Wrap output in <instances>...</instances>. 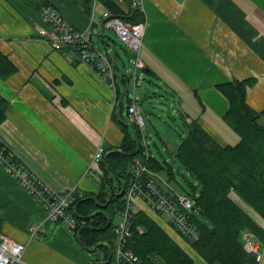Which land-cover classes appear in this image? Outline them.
<instances>
[{"label":"crops","instance_id":"obj_1","mask_svg":"<svg viewBox=\"0 0 264 264\" xmlns=\"http://www.w3.org/2000/svg\"><path fill=\"white\" fill-rule=\"evenodd\" d=\"M47 1L76 30L90 24L93 31L96 26L102 27V15L97 17L96 10L99 5L103 13L106 9L98 0H94L91 12L75 0ZM117 1L126 11L132 8V0ZM143 6L141 12L147 26L141 58L145 67L139 71L135 96L138 100V89L141 92L146 79L151 85L158 83L165 97L157 100L173 104L178 116L175 128L182 131L180 139L160 135L173 160L170 155L165 158L163 152L159 158L147 145L151 155L174 165L173 153L186 136L182 123L195 118L219 143H238L241 136L224 118L230 101L218 86L226 82L254 79L247 88V102L257 113H263L264 123V0H143ZM43 25L40 14L23 1L0 0V52L15 66L8 76L0 74V94L8 101L0 138L54 190L75 189L83 197L98 196L106 191L103 179L107 177L109 187L120 193L125 184L114 172H106L105 160L109 161V154L115 150L121 152L126 136L144 145L142 133L129 112L133 81L117 69L113 87L70 48L53 47L40 33ZM95 33L96 29L94 36ZM110 42L115 46L112 39ZM107 45L117 52L111 44ZM99 146L107 152L103 159L94 160ZM133 163L132 177L134 165H144L139 158ZM144 171L147 182L152 180L164 191L194 201V207L186 209L189 219L193 214L196 220L210 225L195 206V198L178 192L170 183L166 169L146 167ZM195 194L198 196V190ZM231 197L264 230V217L237 193L232 192ZM133 211H143L155 220L192 257L194 264H221L205 260L192 241L171 224L167 213L153 210L141 197H136ZM0 218V234L25 243L24 259L30 264H96L101 260L102 264H111L114 258L115 252L106 245L107 240L98 248L86 245L80 233L74 234L52 220L45 206L1 163ZM33 223L41 224L37 236L30 231ZM251 232L261 244L262 257L249 251L241 232L240 240L251 258L244 264H264V239Z\"/></svg>","mask_w":264,"mask_h":264},{"label":"trees","instance_id":"obj_2","mask_svg":"<svg viewBox=\"0 0 264 264\" xmlns=\"http://www.w3.org/2000/svg\"><path fill=\"white\" fill-rule=\"evenodd\" d=\"M21 1L40 14V17L43 7L51 6L47 0ZM75 1L88 12L92 11L94 0ZM98 3L105 11L130 23L144 20L141 11L134 10L133 6L126 11L117 0H98ZM43 26L47 27V24L44 23ZM102 39L112 45L111 38L106 33ZM116 54L119 56L118 51ZM14 69L9 58L0 52V74L8 76ZM123 76L127 78L126 74ZM253 82L254 79L250 78L218 86L230 101V108L224 118L241 136L238 143H219L195 118L190 123H182L186 136L173 153L180 168H185L190 174L191 180L188 178V181L193 191L189 192V196L195 198V206L210 222V225H206L190 214V219L200 232L198 240H191L192 245L209 263L244 264L251 259L240 240L241 232L253 231L264 239V230L231 197L232 192L237 193L264 217V123L261 122L263 113H257L247 102V88ZM7 109L8 101L0 94V124L6 118ZM122 147V153L115 150L109 154L110 160H105V170L107 173L114 172L125 186L128 187L130 180H133L131 167L135 158H139L149 169H166L169 180L173 179V163L151 155L140 140L137 142L126 136ZM145 174L146 171L139 179L144 186L147 183ZM106 178L103 179L106 191H101L98 196L84 194L85 198L77 199L71 211L81 222L79 233L86 245L102 246L107 240L109 243L106 245L115 252L118 235L114 224L118 220V212L126 206V194H117L115 187H109V180ZM196 190L199 192L198 196L195 194ZM164 192L170 197H177ZM101 204L104 206L101 207ZM75 205L77 208H74ZM2 224L3 220L0 218V233ZM131 227L132 233L126 244L142 259L143 264H194L192 257L145 212L134 214Z\"/></svg>","mask_w":264,"mask_h":264},{"label":"built area","instance_id":"obj_3","mask_svg":"<svg viewBox=\"0 0 264 264\" xmlns=\"http://www.w3.org/2000/svg\"><path fill=\"white\" fill-rule=\"evenodd\" d=\"M132 6L135 10L142 11L144 8L143 0H132ZM41 19L47 24V27L41 26L40 33L50 40L53 47L70 48V50L77 53L79 59L91 64L103 79L115 87V78L117 77L116 63L108 52L103 51L95 42L91 24L83 30H75L66 21L60 11L49 5L43 7ZM100 21L104 29L113 28L115 30L135 58L132 72L126 74L129 81H133L134 84L129 112L134 124L141 131L144 145L147 147L149 145L145 133L147 122L144 110L135 96L138 81L141 78L139 71L145 67L144 61L141 58V50L144 45L146 21L130 23L120 16L113 15L109 11L103 13ZM105 152V148L99 146L93 155V159H103ZM0 163L29 193L45 206L48 216L52 220L62 223L72 233L79 234L81 222L71 211V207L77 199L83 197L81 191H76L75 189L64 192L54 190L31 167L21 162L10 146L1 138ZM133 168V180L130 181L125 196L126 206L121 211L120 219L114 224L115 232L118 235V243L111 264H143L142 259L129 249L126 244L128 237L132 233L133 205L136 197H141L147 201L148 205L158 213H167L170 216L171 224L183 236L192 241H196L200 237L198 228L189 219V212L186 211V209L194 207V201L187 196L170 197L152 180L148 181L145 186L140 184L139 179L143 171L146 170V166L137 164ZM30 231L31 234L37 236L41 232V224L33 223ZM243 236L249 251L257 254V257L260 259L262 257L260 242L251 231H244ZM25 250V243L5 235L0 236V264H30L24 259ZM102 263L103 260L96 264Z\"/></svg>","mask_w":264,"mask_h":264},{"label":"rangeland","instance_id":"obj_4","mask_svg":"<svg viewBox=\"0 0 264 264\" xmlns=\"http://www.w3.org/2000/svg\"><path fill=\"white\" fill-rule=\"evenodd\" d=\"M103 10L104 9L99 5L96 10L97 17L102 15ZM95 29L96 35L94 36V39H96L98 46L103 51H108L110 56H114L115 50L112 47H109L107 43H105V41L102 39L105 33L108 34V36H110L112 41L115 43V46H112L116 48L119 53V56H117V66L119 68V71L130 74L132 72V67L135 65V58L132 55V52L128 48V46L122 41V39L117 35L113 28L104 29L101 26H96L94 27V32ZM145 82L147 83L148 87H152L150 80L146 79ZM132 91L133 86H131L130 89V92ZM137 95L142 109L144 110L147 122V126L145 127V133L151 151L159 158L163 157L161 155V152H163L165 158H169V151L165 149L163 145V140L160 135L164 136L165 134H169L171 135V137H176L180 139L182 134V131L180 132L175 128V124H177L176 118H178V116L175 115L173 104L169 103L170 109L168 111H163L160 109L153 108L150 105L148 99L145 98L143 94H141L139 89ZM173 170L175 173V177L170 180V183L175 187V189L178 192L186 194H189V192L193 191V187L188 181V178L190 179V174L187 170H185V168H180V163L178 161L174 163ZM195 184L197 185V182H195ZM163 217L166 218L165 214H163ZM242 239L243 241L245 240L244 236L242 237Z\"/></svg>","mask_w":264,"mask_h":264},{"label":"water","instance_id":"obj_5","mask_svg":"<svg viewBox=\"0 0 264 264\" xmlns=\"http://www.w3.org/2000/svg\"><path fill=\"white\" fill-rule=\"evenodd\" d=\"M113 60L116 63V60H117V54L116 53H114ZM146 78H147V75L144 76V79H146ZM128 84H129V81H128ZM159 90H162V88L158 85V83H155V82L152 83V87H148V85L146 83H143V85L141 87V93L145 96V98L148 99L150 105L153 108L160 109L163 111H168L170 109V105H168V103L157 100L158 97H163V98L165 97V94ZM126 91H127V89H126ZM124 191H125V186H123V190L117 194L123 195ZM102 205L103 204H101V206ZM96 248H98V246Z\"/></svg>","mask_w":264,"mask_h":264}]
</instances>
